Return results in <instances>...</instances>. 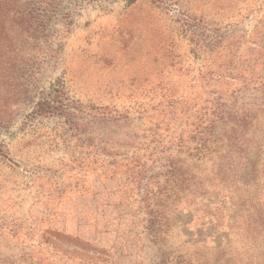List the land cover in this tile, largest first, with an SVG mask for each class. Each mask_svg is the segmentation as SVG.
I'll list each match as a JSON object with an SVG mask.
<instances>
[{"label":"rangeland","instance_id":"374dc122","mask_svg":"<svg viewBox=\"0 0 264 264\" xmlns=\"http://www.w3.org/2000/svg\"><path fill=\"white\" fill-rule=\"evenodd\" d=\"M49 31L16 42L14 51L31 64L23 86L35 93L61 80L74 101L129 111L132 121L110 128L104 150L94 147L98 134L67 136L56 119L21 129L19 117L0 130L9 159L0 157V264H224L211 203L196 210V201L176 202L154 234L141 199L145 188L128 185L110 167L123 156L114 152L132 154L133 132L167 141L185 129L186 137L193 126L185 121H196L212 91L236 90L238 105H258L253 79L264 75V65L260 60L252 71L244 62L264 45V0H97L74 6L71 20H55ZM188 152L173 151L182 159ZM259 154L261 170L264 145ZM146 165L161 172L156 163ZM157 175L162 184L166 176ZM252 188L264 203V177ZM172 199L163 195L161 204ZM241 232L230 248L243 255L229 264H264V233L249 249ZM91 247L107 254L87 252Z\"/></svg>","mask_w":264,"mask_h":264},{"label":"trees","instance_id":"16d2710c","mask_svg":"<svg viewBox=\"0 0 264 264\" xmlns=\"http://www.w3.org/2000/svg\"><path fill=\"white\" fill-rule=\"evenodd\" d=\"M95 1L0 0V130L9 129L19 117H22L21 129L43 119H56L67 136H81L86 132L98 134L99 144L94 147L99 148L103 144L101 149L104 150L110 128L128 126L132 121L129 111L122 112L114 106L82 105L74 101L68 96L61 80L51 84L48 90L35 93L22 83L27 80L31 64L14 51L16 42L35 38L36 35H49L50 25L55 20L69 22L74 6ZM125 1L131 4L136 0ZM228 38L225 39L229 44ZM260 52L256 53L257 58H253L252 62H244L252 64L247 68L253 71L260 60L264 65V45H261ZM240 70L247 69L241 66ZM223 76L231 78L229 74H218V78ZM256 82L258 84L254 89L260 92L261 97L257 106L251 104L254 107L247 103L238 105L236 90L212 91L214 98L206 100V105L196 114V121H185V127L193 126L186 137L185 129L170 135L167 141L157 138L155 132L148 135H137L136 132L128 135L126 132L129 144H136L132 154L114 152L123 156L118 164L114 162L110 167L113 174L120 173L125 177L128 185L132 183L139 187L141 183L145 188L146 193L141 199L149 215L148 228L154 234L161 231L155 226L161 225L164 219V225L168 224V215L176 202L182 206L196 201V210L203 209L206 202L211 203L215 208L211 225L216 235L221 236L222 242L217 245V251L227 257L224 264H229L231 257L243 255L230 248L236 232L242 231L238 236L247 245L249 243V249L258 245L256 235L261 237L264 233V203L255 197L256 189L252 188L264 177V160L262 169L257 168L259 152L264 145V75L257 73L253 79V83ZM250 83L251 79L243 88ZM24 106H29L27 113L23 110ZM152 142L149 148L148 144ZM176 149L179 153L184 149L190 152L182 159L173 153ZM0 157L9 161L4 145H0ZM193 157L195 162L187 161V158ZM147 161L150 165L156 163L160 173L166 176L162 184L154 181L160 173H154V168L149 169ZM163 195L166 199L173 198L170 205L161 204ZM68 239L72 245H88L79 239ZM86 251L107 254L92 247Z\"/></svg>","mask_w":264,"mask_h":264}]
</instances>
